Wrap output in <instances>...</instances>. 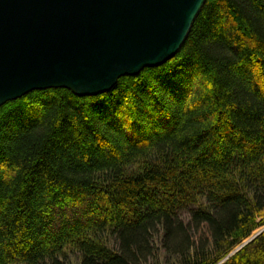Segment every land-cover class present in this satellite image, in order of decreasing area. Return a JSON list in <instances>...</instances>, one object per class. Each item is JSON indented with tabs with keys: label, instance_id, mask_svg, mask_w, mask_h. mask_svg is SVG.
<instances>
[{
	"label": "trees",
	"instance_id": "1",
	"mask_svg": "<svg viewBox=\"0 0 264 264\" xmlns=\"http://www.w3.org/2000/svg\"><path fill=\"white\" fill-rule=\"evenodd\" d=\"M263 225L264 0H206L110 92L0 106V264H217ZM222 264H264V231Z\"/></svg>",
	"mask_w": 264,
	"mask_h": 264
},
{
	"label": "water",
	"instance_id": "2",
	"mask_svg": "<svg viewBox=\"0 0 264 264\" xmlns=\"http://www.w3.org/2000/svg\"><path fill=\"white\" fill-rule=\"evenodd\" d=\"M205 1L0 0V106L48 88L96 96L163 65Z\"/></svg>",
	"mask_w": 264,
	"mask_h": 264
},
{
	"label": "rangeland",
	"instance_id": "3",
	"mask_svg": "<svg viewBox=\"0 0 264 264\" xmlns=\"http://www.w3.org/2000/svg\"><path fill=\"white\" fill-rule=\"evenodd\" d=\"M264 231V225L263 226H261V227H258L257 229H255L254 231H252L251 232V234L247 237V238H245L241 243H239L237 246H235L226 256H224L220 261H219V263H217V264H222V263H224L230 256H232L233 254H235L236 252H238L240 249H242V247H244L246 244H248L250 241V239L252 238V237H254L256 234H260L261 232H263ZM258 234V235H259ZM255 238V237H254ZM253 238V239H254ZM112 237L110 238V246H112ZM159 251V254H158V256H159V260L160 261H162L164 258H165V254H164V252H163V250L162 249H158ZM68 264H79V262H80V259H79V256H78V254H76V253H74V252H71V253H69V256H68Z\"/></svg>",
	"mask_w": 264,
	"mask_h": 264
}]
</instances>
